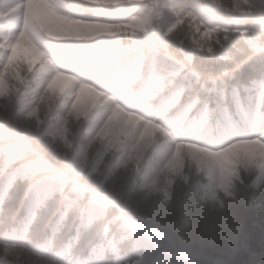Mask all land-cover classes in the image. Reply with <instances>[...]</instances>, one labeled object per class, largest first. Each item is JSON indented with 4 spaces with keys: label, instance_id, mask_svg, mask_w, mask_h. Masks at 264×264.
<instances>
[{
    "label": "snow or ice",
    "instance_id": "obj_1",
    "mask_svg": "<svg viewBox=\"0 0 264 264\" xmlns=\"http://www.w3.org/2000/svg\"><path fill=\"white\" fill-rule=\"evenodd\" d=\"M0 264H264V0H0Z\"/></svg>",
    "mask_w": 264,
    "mask_h": 264
}]
</instances>
